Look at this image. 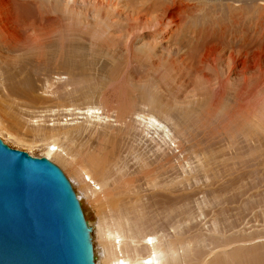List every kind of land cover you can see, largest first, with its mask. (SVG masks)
I'll return each instance as SVG.
<instances>
[{
	"label": "bare ground",
	"instance_id": "obj_1",
	"mask_svg": "<svg viewBox=\"0 0 264 264\" xmlns=\"http://www.w3.org/2000/svg\"><path fill=\"white\" fill-rule=\"evenodd\" d=\"M135 70L148 101L107 106L110 74ZM0 135L67 171L96 264H264V230L248 232L264 217V0H0Z\"/></svg>",
	"mask_w": 264,
	"mask_h": 264
},
{
	"label": "water",
	"instance_id": "obj_2",
	"mask_svg": "<svg viewBox=\"0 0 264 264\" xmlns=\"http://www.w3.org/2000/svg\"><path fill=\"white\" fill-rule=\"evenodd\" d=\"M91 230L61 169L0 137V264H96Z\"/></svg>",
	"mask_w": 264,
	"mask_h": 264
},
{
	"label": "rangeland",
	"instance_id": "obj_3",
	"mask_svg": "<svg viewBox=\"0 0 264 264\" xmlns=\"http://www.w3.org/2000/svg\"><path fill=\"white\" fill-rule=\"evenodd\" d=\"M148 40V39H147ZM159 41H161V40H158L157 42H159ZM163 44H166L167 45V42L166 41H163L162 42ZM169 43H170V41H169ZM143 44H140L139 45V47H141ZM121 61H124L123 63L121 62ZM120 64H122L121 66L122 67H124V68H122V69H126V66H128V62H126V60L125 59H122V60H120ZM130 69H128V70H130V71H132V67H129ZM145 70H149V69H145ZM140 70H135V72H130V74L129 73H126V74H123V73H119V74H117V73H115V72H113L112 74H110V75H113V77H111L110 79H108V80H106V82L104 83V85H105V87L103 86V94L105 93V95H103V99H102V101L104 102V99H105V101H106V105L107 104H109V105H107V106H109L110 107V105H111V107H115V108H117L118 106H122V104H124V102L125 103H128V109L129 108H142V106H141V104L140 103H138V101H139V99L141 100V102H147L148 101V97H150V95H152V90H151V88H150V82L153 80V78L151 79V77H150V75H148L147 73H145L144 74V70H141L142 71V73H141V71L139 72ZM157 78V77H159V76H154V78ZM232 78H234V79H239V76L237 75V74H233L232 75ZM88 79H90V80H88V81H86V82H88V83H90V84H93V85H96L95 83H100V81H102V79H100V78H98V76H94V77H92V78H89L88 77ZM157 79H161L160 77L159 78H157ZM130 80H133L135 83H139V85H141L142 87H138V86H136L135 84H133V83H130L129 81ZM151 80V81H150ZM143 82V83H142ZM112 83V84H111ZM193 83H194V79H191V80H188L187 81V87L186 88H184L185 90H183V89H181L180 91H176L175 93H173V92H171V93H169V94H171V95H169V94H166L165 95V93H163V97L165 98V100L164 101H167V100H169L170 101V99L171 98H175L176 99V96H177V99L179 100V101H181L182 100V102L181 103H184L185 102V100H186V98L188 99V98H190L189 96H191V93H190V91H191V88L193 87ZM120 90V91H119ZM116 92V93H115ZM121 92H123V93H121ZM124 92L126 93V95L124 96ZM190 93V94H189ZM120 94H123V95H120ZM175 94V95H174ZM167 95H169V97L171 96V98H167L166 96ZM119 98H118V97ZM120 96H122V97H120ZM123 96H124V100L125 101H123ZM174 96V97H173ZM162 97V98H163ZM126 98V99H125ZM139 98V99H138ZM163 98V99H164ZM97 100V101H96ZM98 100H99V98H97L96 97V99L94 100V101H87V100H84V99H82V98H78V99H76V101H75V105H78V107H84V106H86L87 104H90V103H95V102H98ZM118 100L119 101H123L122 102V104L121 103H119L118 102ZM177 100V101H178ZM187 101V100H186ZM89 102V103H88ZM69 103V102H68ZM68 103H66V104H68ZM118 103H119V105H118ZM53 105V104H52ZM115 105H117V106H115ZM141 107H140V106ZM136 106H138V107H136ZM79 118V120L82 118L81 116H79L78 117ZM191 124V123H190ZM192 130H193V125L191 124V125H188V126H186L185 128H184V131H186V134H185V136H187L188 137V139L182 134V136H183V138L179 135H177L178 133H176V137H177V139L178 138H181L180 140L178 139V141L179 142H177V146H178V144H180L181 143V141L182 140H186L187 139V142L186 143H184L183 141H182V143H181V145H179L180 146V149H179V146H178V148L177 149H175V152L172 150V148L174 149V147H171L170 149L168 148L169 146H166V145H162L163 146V148L160 150L163 154H164V159H166V157L168 158L167 160H170V162H168L167 160H165L164 161V164H166V165H164V168H163V178H164V180L166 179V181H167V183L168 184H170V185H174V183H175V185H176V181H179V179L178 178H180L181 177V170H179L180 168L178 167V162L180 161H182L183 162V159H185L186 158V160L188 159V158H190V161L189 162H191V163H194V159H195V155H194V152H192V151H194L195 149H194V146L192 147V145H194L193 143H194V141L192 140L194 137H193V135H190V134H192V133H190V132H192ZM188 131V132H187ZM189 135V136H188ZM192 136V139L191 138H189V137H191ZM0 137L3 139V140H5V142L6 143H8L11 147H14V148H17V149H19V150H23V151H25V152H27L28 154L29 153H31L33 156H44V154H45V151H44V148L42 147V143H37L36 144V146L35 147H29V146H27V145H25V146H19V145H17L16 143H14L13 141H11V139L10 138H8V137H6V136H1L0 135ZM153 137L155 138V143L154 142H152L151 141V139H149L148 140V144L146 145V149L144 148V150H146L147 152H150V154L151 153H155V151L154 150H156L155 148H157V143L159 142V140L157 139V137L156 136H154L153 135ZM186 139H185V138ZM188 140H190L189 142L191 143V141H192V145L191 144H189V142H188ZM151 142V143H150ZM161 144V143H160ZM182 144H183V148H182ZM186 144H189V145H187L188 146V149L190 148V150L191 151H189V150H187V148L186 149H184L185 148V146H186ZM191 145V146H190ZM156 146V147H155ZM181 150V151H183V150H185V152H186V150L188 151L187 153H192L193 154V156H194V158H193V156H192V154H187V155H185V152H183V153H180V152H177V153H180L179 155L180 156H176V151H179V150ZM160 152V153H161ZM162 154V155H163ZM185 155V158H182V157H184L183 155ZM178 155V154H177ZM182 156V157H181ZM188 158H187V157ZM163 157V156H162ZM181 157V158H180ZM177 158H180L179 160L177 159ZM178 162H177V161ZM53 162V161H52ZM54 164H56L55 162H54ZM176 164H177V166H176ZM60 169H61V171L63 172V174L66 176V178L70 181V183H71V186H72V188H73V190H74V192L76 193V190H75V187L73 186V184H72V182H71V180H70V178H69V176H68V174H67V171H65L64 169H63V167H61V166H59L58 164H56ZM167 165H170L169 167L167 166ZM172 168V169H171ZM174 168H175V170H174ZM181 179V178H180ZM176 180V181H175ZM169 181V182H168ZM196 187V188H195ZM184 188V187H183ZM182 187L180 188V189H183ZM188 188H189V186H188ZM191 188V190H182V192L184 193V194H188V193H190L192 190H194L195 189V191H197V186L195 185V186H191L190 187ZM189 188V189H190ZM261 191H263L264 192V186L261 188ZM256 191L255 190H253V192L252 191H250L249 192V195H251V194H254ZM251 193V194H250ZM77 195V194H76ZM191 205H190V208H193V206H194V204H193V202L191 201ZM82 206V205H81ZM257 212L258 213H255L254 215H255V217L254 216H252V217H249L248 219H249V221L251 222L249 225H251V224H254V226L253 225H251V226H249V227H254L252 230H250V231H248V232H251V231H262V230H264V217L262 216V217H260L259 218V210H257ZM258 214V216H256ZM92 217L94 218V214H92ZM256 217H257V219H256ZM261 218H263V219H261ZM254 219H256V220H254ZM258 219H260L259 221H258ZM197 220L198 221H196V222H198V224H199V222H202V221H200V219L199 218H197ZM258 221V222H257ZM261 221V222H260ZM196 222H192L191 224H193V225H195L196 224ZM247 224V223H246ZM198 226H202V224H199ZM249 227H247L246 226V228L245 229H247V228H249Z\"/></svg>",
	"mask_w": 264,
	"mask_h": 264
}]
</instances>
